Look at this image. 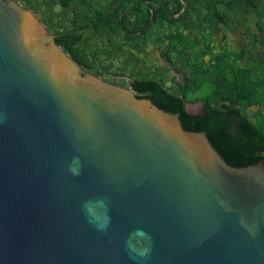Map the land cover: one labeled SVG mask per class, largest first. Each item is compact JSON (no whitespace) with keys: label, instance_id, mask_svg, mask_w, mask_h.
Wrapping results in <instances>:
<instances>
[{"label":"water","instance_id":"water-1","mask_svg":"<svg viewBox=\"0 0 264 264\" xmlns=\"http://www.w3.org/2000/svg\"><path fill=\"white\" fill-rule=\"evenodd\" d=\"M128 84L85 71L31 9L0 0V264H264V135ZM100 197L103 232L82 208Z\"/></svg>","mask_w":264,"mask_h":264},{"label":"trees","instance_id":"trees-1","mask_svg":"<svg viewBox=\"0 0 264 264\" xmlns=\"http://www.w3.org/2000/svg\"><path fill=\"white\" fill-rule=\"evenodd\" d=\"M26 8L31 9L42 21L45 27L54 33V41L66 54L87 72H92L95 65L87 57L89 34L100 35L111 22L117 25L130 38L129 34L142 35L155 24H164L170 28L165 33L167 46L160 52L162 58L171 64L174 73L180 75L175 82L180 92L164 88L161 81L152 73L141 78L133 79L134 82L152 83L163 95L178 102L182 113L189 116L203 114V107L218 113L230 110L236 113L253 131L264 135V114L259 110L251 117L244 111L249 106H264V71L258 69L256 63L248 59L240 63L244 57L245 48L239 50L222 48L219 52L210 54L209 67H204L206 74L202 92L197 98L200 101V110L190 114L184 109L186 97L183 90L195 85L194 69L205 65L201 58L192 62L188 70L175 69V62L170 52H178L177 45L184 46L187 36L181 31L191 33L192 29L200 28L202 23L215 30L219 25L229 28V24H238V14H249L254 19V25L262 32L264 42V0H109L105 5H92L88 0H16ZM72 3L71 16L67 27H60L53 22L55 5L65 8ZM130 4V9H127ZM136 18L130 20L131 30L126 28L124 22L128 14ZM232 27V26H231ZM230 27V28H231ZM138 35V36H139ZM252 43V41H251ZM206 47V52L210 49ZM203 52V53H206ZM190 67H194L190 71ZM105 70L102 69V72ZM100 75V71L93 72ZM109 73V72H107ZM114 75V74H112ZM137 97L151 96L150 93H137Z\"/></svg>","mask_w":264,"mask_h":264},{"label":"rangeland","instance_id":"rangeland-1","mask_svg":"<svg viewBox=\"0 0 264 264\" xmlns=\"http://www.w3.org/2000/svg\"><path fill=\"white\" fill-rule=\"evenodd\" d=\"M88 1L92 5L100 6L109 3V0ZM72 5V3H69L65 8L55 5L53 12L56 13H54L53 22L60 27H67ZM126 6L127 9H130V4ZM36 16L38 17V15ZM127 17L128 19L124 22V25L127 29L131 30L132 25L129 22L136 18V16L130 13ZM236 20L239 23L229 24V28L227 29L219 25L218 27L220 28L215 30L205 23H202L198 30L196 28L192 29L190 34L182 29L181 32L187 36V43L181 47L177 45L176 49L178 52H170L175 62L176 70L183 69L187 71L188 66L192 62H197L199 58L205 62V65L200 69L190 67L189 72H193L191 70L194 69L195 85L183 90V94L186 97L185 105L189 111L197 113L200 110V101L197 98L200 96L202 86L206 82V74L201 69L209 67L210 54L219 52L222 48L239 50L238 48L241 46L245 48V52L243 59L239 60V62L244 63L246 59L251 63L257 62L258 69L264 71V42L262 32L256 28L254 19L249 14L240 13L236 16ZM171 29L164 24H155L148 32L142 35H139V33H135L134 35L129 34L130 38L134 37V39H129L125 32L117 25L116 20L111 22L101 32L103 34L88 35L89 40L87 42L88 48L86 54L95 65L94 70L89 73L94 74L93 72L100 71L101 74L96 75L98 78L123 88L130 87L129 81L152 73L156 76L157 80L161 81L164 88L179 93L180 89L176 86L175 82L179 81L180 75L174 73L171 64L166 62L160 55V52L165 51L167 46L165 33ZM131 31L133 32L134 30ZM205 46H208L209 52H206ZM102 69L105 71L102 72ZM257 110L264 114V106L258 107L254 105L244 108V111L251 117H254V113Z\"/></svg>","mask_w":264,"mask_h":264},{"label":"clouds","instance_id":"clouds-1","mask_svg":"<svg viewBox=\"0 0 264 264\" xmlns=\"http://www.w3.org/2000/svg\"><path fill=\"white\" fill-rule=\"evenodd\" d=\"M69 171L73 175L80 174V161L78 157L74 158L72 165L69 166ZM82 208L89 223L93 224L98 231H107L111 222V217L109 215L108 203L105 198L100 197L86 200L83 203ZM137 236L143 238V247L138 248L136 244L133 243L134 238ZM128 246L136 256L145 258L151 252V237L143 229H136L129 238Z\"/></svg>","mask_w":264,"mask_h":264},{"label":"flooded vegetation","instance_id":"flooded-vegetation-1","mask_svg":"<svg viewBox=\"0 0 264 264\" xmlns=\"http://www.w3.org/2000/svg\"><path fill=\"white\" fill-rule=\"evenodd\" d=\"M117 76V75H116ZM119 76H121V75H119ZM111 83V82H110Z\"/></svg>","mask_w":264,"mask_h":264}]
</instances>
